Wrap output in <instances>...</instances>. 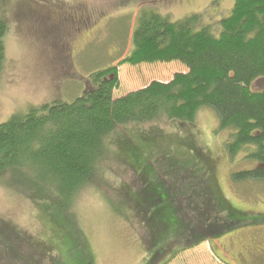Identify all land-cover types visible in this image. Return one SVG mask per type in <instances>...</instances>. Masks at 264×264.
<instances>
[{"label": "trees", "instance_id": "16d2710c", "mask_svg": "<svg viewBox=\"0 0 264 264\" xmlns=\"http://www.w3.org/2000/svg\"><path fill=\"white\" fill-rule=\"evenodd\" d=\"M217 23L204 21L200 13L171 20L154 9H142L132 33L133 49L120 64L177 61L185 71H177L167 80L153 79L114 98L116 64L92 72L85 79L82 94L70 103L52 101L12 115L0 123V184L35 203L43 201L54 215L74 217L79 193L103 184L102 172L110 155L108 139L120 127L191 124L202 108L212 109L218 129L229 132L224 145L229 157L249 150L247 157L256 161L253 168L235 172L233 179L264 180V88L252 89L255 81L264 79V0H235L229 14ZM6 32L7 25L0 17V74ZM168 162L165 176L155 170L152 157L129 165L141 188L128 190L124 196L137 206L136 211L131 208L141 224L152 220L146 236L147 249L154 258L147 264H155V259L167 254L162 264L170 251L174 255L204 241H216L247 219L245 210L233 207L220 195L210 175L214 172L211 156L206 159L209 170L203 176L189 165L183 168L179 162ZM145 165L153 169L145 170ZM171 175L174 180L168 181L166 176ZM56 226V232H48L51 241L45 239L43 246L40 244L41 254L51 255L58 238L73 244V238H65L64 221ZM0 229L7 230L8 240L11 236L20 240L19 233H11L17 231L14 226L6 224ZM164 231L178 238L182 233L184 245L174 249L170 245L167 252L166 246L153 253L155 245L164 239ZM4 245L16 254L12 242ZM87 252L89 259L84 264H93L92 253ZM63 260L61 253L52 264H64Z\"/></svg>", "mask_w": 264, "mask_h": 264}, {"label": "rangeland", "instance_id": "374dc122", "mask_svg": "<svg viewBox=\"0 0 264 264\" xmlns=\"http://www.w3.org/2000/svg\"><path fill=\"white\" fill-rule=\"evenodd\" d=\"M234 1L2 0L0 17L7 25V32L3 38L5 60L0 74V123L16 113H25L45 103L74 101L82 94L85 79L92 72L116 64L118 83L113 89L114 98L142 88L153 79L167 80L175 72L185 71L177 61L120 64L133 49L132 33L140 11L154 9L171 20L200 13L204 21L216 25L229 14ZM25 5L36 7L42 18L34 9L23 12L22 6ZM48 14L52 15L49 17ZM54 22L56 25L52 24ZM61 32H64L62 37ZM262 88L264 79L252 84L254 90ZM228 136L227 130L218 129L217 116L210 108L200 109L191 124L170 122L120 127L108 139L110 155L102 172L103 184L79 193L74 217L54 215L43 201L35 203L22 193L0 184V228L10 224L17 230L11 233L20 234L17 235L20 240L15 236L8 240L5 236L7 230L0 229V264H52L61 253L64 254V264H84L89 259L87 249L92 253L93 264H147L154 258L151 249H147L146 236L152 220L149 219L147 225L141 224L131 208L135 207L136 211L137 206L124 196L128 190L137 192L141 188L136 172L129 165L136 166L142 157H152L155 170L163 176L170 168L168 161L179 162L183 168L189 165L203 176L208 169L206 159L210 160L211 156L214 172L212 170L210 175L220 195L226 197L233 207L245 210L243 214L247 218L263 217L264 213L259 211L264 212V180L233 179L235 172L253 168L256 161L247 157L249 150H242L234 158L229 157L224 147ZM144 169L151 171L153 167L145 165ZM166 179L174 180L173 175L166 176ZM61 219L66 224L65 238H73V244L68 245L64 239L58 238L53 243L56 250L51 255L41 254L39 250L43 241H51L48 232L50 235L56 232V223ZM247 230H243L241 239L248 240L255 234L264 236V225ZM172 232L162 233L165 237L155 245L153 253L166 246L165 251L170 245L173 249L184 245L183 234L180 233L178 238ZM227 234L231 233L223 235ZM81 239L87 245L86 249ZM230 239L224 236L220 241H204L174 255L170 251L172 254L162 264H223L215 251L226 260L235 262L234 254H229ZM9 241L17 255L5 247ZM163 255L165 253L160 257ZM162 258L155 259V264H161Z\"/></svg>", "mask_w": 264, "mask_h": 264}, {"label": "flooded vegetation", "instance_id": "af4514ba", "mask_svg": "<svg viewBox=\"0 0 264 264\" xmlns=\"http://www.w3.org/2000/svg\"><path fill=\"white\" fill-rule=\"evenodd\" d=\"M32 1V0H31ZM22 10L23 12H27L29 10L34 9L40 18H42V15L40 14V11L37 10L36 7L32 6V5H25L22 6ZM50 15L52 14H48L47 16L50 17ZM64 18H66V15ZM51 21V20H50ZM65 23V22H64ZM54 25H56V23H52ZM64 35V32H61L60 37H62ZM260 214H263L264 212L259 211ZM264 215V214H263ZM253 218H257V220L252 219V221L247 219H242V221L246 220V223H243L241 225L236 226L234 229L229 230L226 233H231V234H227V235H222L220 238H218L216 241H220V239L224 236H229L231 237L230 239V246L231 247V251H229V254H234L236 261L235 262H231L225 259V257H222L219 253H217V251H215V254L217 256V258L219 259V261L223 264H255V263H260V264H264V236H262V234H255L252 235L248 238V240H243L241 239L242 237V233H244L243 230L248 231L247 229L250 227H263L264 225V216L263 217H253ZM248 220V221H247ZM246 225V226H245ZM241 226H244V228H241ZM241 229H240V228ZM252 231H254L252 229ZM210 243V242H209ZM223 247H227L225 245L222 244ZM211 247L214 249V246L211 245ZM223 256L225 255V252H223ZM244 262V263H242Z\"/></svg>", "mask_w": 264, "mask_h": 264}]
</instances>
